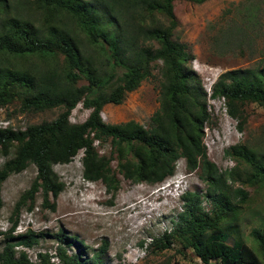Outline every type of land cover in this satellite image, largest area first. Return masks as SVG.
Returning a JSON list of instances; mask_svg holds the SVG:
<instances>
[{"label": "trees", "instance_id": "1", "mask_svg": "<svg viewBox=\"0 0 264 264\" xmlns=\"http://www.w3.org/2000/svg\"><path fill=\"white\" fill-rule=\"evenodd\" d=\"M87 1L0 0V107L17 102L24 113L62 109L51 122L18 130L0 128V150L6 157L13 155L0 168V211L7 178L30 165L37 168L32 186L16 202L11 227L0 231L4 237L0 264H55L52 258L58 264H104L106 243L88 259L82 250L70 251L79 250L84 242L63 231L54 235L55 253L39 252L38 261L32 262L22 248L36 246L47 234L32 229L14 234L21 212L34 210L39 193L44 206L55 209L51 197L56 199L65 183L54 166L70 163L81 151L84 179L102 181L114 194L121 181L113 161L124 178L155 185L175 176L177 163L185 159L190 172H200L207 191L185 192L184 209L174 227L153 237L149 247L163 251L178 242L193 249L204 264H264V227L251 231L254 246L241 237L240 207L249 194L229 186V181L240 179L245 185L264 187V146H232L227 154L237 166L222 172L204 143L211 120L209 98L225 99L241 132L247 121L245 106L264 107V60L221 73L209 96L190 65L193 56L174 39L179 24L176 0H95L93 6ZM157 64L160 108L149 125L135 120L106 123L104 107L122 104L128 93L153 76ZM80 103L91 113L84 122L73 123L71 113ZM97 142L109 145L110 154L101 153ZM204 198L210 199V210L204 208Z\"/></svg>", "mask_w": 264, "mask_h": 264}, {"label": "rangeland", "instance_id": "2", "mask_svg": "<svg viewBox=\"0 0 264 264\" xmlns=\"http://www.w3.org/2000/svg\"><path fill=\"white\" fill-rule=\"evenodd\" d=\"M87 2L93 6L95 0ZM174 5L179 21L174 39L184 43L193 56L190 65L201 77L207 91L221 73L253 67L264 60V0H207L203 4L176 0ZM121 73L122 70L119 71ZM160 93L157 64L152 77L128 93L122 104L106 105L102 117L109 124L135 120L147 127L152 115L160 108ZM207 105L211 120L206 124L204 143L209 158L220 171H230L237 166V161L227 154L232 146L245 143L264 146L263 106L256 103L245 106L247 121L241 132L239 121L227 111L225 99H208ZM61 111V108H54L24 113L16 102L0 107V128L26 129L31 124L55 120ZM90 113L91 110L80 103L70 118L73 123H82ZM97 146L101 153L110 154L109 145L101 146L97 142ZM83 155L81 151L70 163L54 166L65 183L60 195L56 199L51 197V202L56 204L55 209L44 206L42 193H39L34 210L21 212L14 234L25 233L28 229L47 234L36 246L22 248L32 262L38 261L39 252L54 254L58 245L54 235L63 231L84 242L79 250L73 247L70 251L82 250L88 259L106 243L108 249L103 256L104 264H204L193 249L184 248L178 242L163 251H153L149 247L153 237L161 236L174 227L178 214L184 209L182 195L185 192L197 191L205 195L207 186L200 172H190L186 160L181 159L175 176L165 182L155 185L133 183L124 178L118 171L117 161H113V170L121 181L119 191L114 194L104 182L84 179ZM12 157V153L6 157L0 150V168ZM36 176L37 168L30 165L3 183L0 231L11 227L10 217L16 202L23 192L30 189ZM180 177L184 180L181 189L171 190L170 184ZM229 186L245 189L249 194L248 202L240 207L243 213L238 229L241 237L254 246L251 231L264 227V187L245 185L240 179L229 181ZM203 206L210 210V199L204 198ZM3 238L0 236V251L4 246ZM233 241L231 237L229 242ZM142 242H145L144 246ZM52 262L58 264L59 261L52 258Z\"/></svg>", "mask_w": 264, "mask_h": 264}, {"label": "clouds", "instance_id": "3", "mask_svg": "<svg viewBox=\"0 0 264 264\" xmlns=\"http://www.w3.org/2000/svg\"><path fill=\"white\" fill-rule=\"evenodd\" d=\"M172 178V177H171ZM170 179V178H169ZM184 183V180L182 177H180L179 179H177L175 182H173L172 184H170V189H181L182 185Z\"/></svg>", "mask_w": 264, "mask_h": 264}, {"label": "built area", "instance_id": "4", "mask_svg": "<svg viewBox=\"0 0 264 264\" xmlns=\"http://www.w3.org/2000/svg\"><path fill=\"white\" fill-rule=\"evenodd\" d=\"M214 85V84H213ZM213 85H210V87L208 88V93H209V96L211 95V93H212V89H213ZM209 99H211V98H209ZM17 229V228H16Z\"/></svg>", "mask_w": 264, "mask_h": 264}, {"label": "bare ground", "instance_id": "5", "mask_svg": "<svg viewBox=\"0 0 264 264\" xmlns=\"http://www.w3.org/2000/svg\"><path fill=\"white\" fill-rule=\"evenodd\" d=\"M218 112V111H217ZM167 187H165V189H166ZM167 196V195H166ZM169 196V195H168ZM154 210V209H153ZM134 220V219H133Z\"/></svg>", "mask_w": 264, "mask_h": 264}]
</instances>
